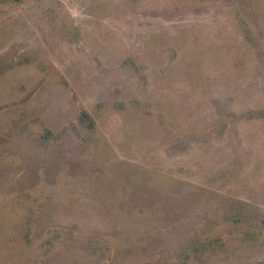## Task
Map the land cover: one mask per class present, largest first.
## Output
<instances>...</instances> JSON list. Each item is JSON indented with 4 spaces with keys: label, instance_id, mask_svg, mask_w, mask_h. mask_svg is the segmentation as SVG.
<instances>
[{
    "label": "rangeland",
    "instance_id": "1",
    "mask_svg": "<svg viewBox=\"0 0 264 264\" xmlns=\"http://www.w3.org/2000/svg\"><path fill=\"white\" fill-rule=\"evenodd\" d=\"M0 264H264V0H0Z\"/></svg>",
    "mask_w": 264,
    "mask_h": 264
},
{
    "label": "trees",
    "instance_id": "2",
    "mask_svg": "<svg viewBox=\"0 0 264 264\" xmlns=\"http://www.w3.org/2000/svg\"><path fill=\"white\" fill-rule=\"evenodd\" d=\"M16 2H17V4H21V2L23 1V0H15ZM82 116H85V114H82Z\"/></svg>",
    "mask_w": 264,
    "mask_h": 264
}]
</instances>
